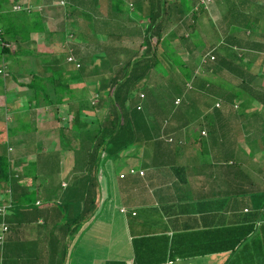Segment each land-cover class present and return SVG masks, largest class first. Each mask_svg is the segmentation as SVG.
<instances>
[{"label":"trees","instance_id":"16d2710c","mask_svg":"<svg viewBox=\"0 0 264 264\" xmlns=\"http://www.w3.org/2000/svg\"><path fill=\"white\" fill-rule=\"evenodd\" d=\"M52 1L37 0L42 6ZM263 1L217 0L213 7L220 15L214 18L209 15L214 0H107L105 15L100 0H65L57 10L67 19L72 16V25L58 31L46 28L45 7L0 0V113L9 115L0 121V205L7 206L5 213L0 211V227L5 224L6 233L18 230L19 239L30 241L34 264L65 262L67 239L94 217L110 184L102 176V164L115 161L111 172L121 182L124 162L138 158L143 149L157 153L156 164L167 162L166 147L189 145V138L169 143L168 136L186 131L202 115H209L202 120L205 134L222 147L208 148L205 142L208 158L199 169L217 168V174H207L212 185L200 196L205 210L197 217L186 208L189 215L171 218L173 229L164 228L165 222L145 224L144 234L133 240L132 264L188 263L221 253L226 254L223 264H264V201L258 197L264 198V154L256 161L257 146L245 153L224 143L233 125L242 126L249 138H259L264 151ZM121 14L127 16L117 22ZM47 36L51 49L39 51L38 42ZM72 39L75 44H69ZM56 44L66 51H57ZM254 102L261 103L262 111ZM225 108L231 110L229 120ZM34 110L46 124L54 122L53 128L41 127L39 116L26 125ZM50 131L56 134L48 141L53 148L47 143L32 164L15 165L10 145L27 135L39 138L40 147L39 136ZM44 153L48 159L40 162ZM63 160L70 164L62 165ZM180 169L175 176L188 182ZM247 185L254 192L243 191ZM121 191L131 196L126 186ZM46 207L53 214L44 217ZM4 245L0 264H17L8 262ZM205 263L203 258L197 264Z\"/></svg>","mask_w":264,"mask_h":264},{"label":"crops","instance_id":"0c3cea01","mask_svg":"<svg viewBox=\"0 0 264 264\" xmlns=\"http://www.w3.org/2000/svg\"><path fill=\"white\" fill-rule=\"evenodd\" d=\"M173 122L174 121H172L171 123L173 124ZM172 124L170 126H172ZM187 129L186 131H183L185 129L182 128L180 132H183L176 133V137H185L182 139H186ZM181 134L183 136H181ZM9 147H7L8 150ZM166 148L168 149V151L167 155L164 154V156H166L167 162L162 160L160 162V165L155 163L158 161V155L157 153H153L154 150L150 154L146 153L144 150V153L148 154L146 157L138 156V158L134 157L127 159L132 164L131 166H126L127 160L124 162V169L122 171L120 170L119 172L120 176L121 174H124V180H122L121 182H117L116 173L111 172V170H114L115 168V161L113 163L111 162L110 164H107L106 162L102 164V166H104V169L101 172L102 176L106 182H109L110 180V184L106 183V187L102 193V198L104 192L106 193V196H104L106 197V199L104 198L103 203L95 213L94 217L81 225L78 228L77 232L69 236V238L67 239L66 243L68 247V253L66 255L67 260L65 261L71 260L67 257H74L76 259V263L79 264L78 258L75 257L76 255H78V257H82L79 259L83 261L80 264H88V261H90L91 264H132L135 258L133 240L135 236H138L142 233L144 234V231L142 230L145 224L148 225L149 223L153 226V221H157L154 220V217L163 215V218L167 220L168 217L171 219L176 217L182 218L183 216H187L189 214L197 217L202 215L201 210H205L203 209L204 206L201 204L202 200L199 198L202 194H200L193 188V183L190 179L191 173L189 170V158L187 159L186 155L189 147L181 148L173 146ZM191 148L195 149L196 147ZM228 148L234 150L235 148L239 147ZM208 150L210 151V149ZM259 151H261V155L259 156L260 159L264 154V151ZM153 156L157 157L155 159L156 161L153 160ZM177 157L181 159L179 161L180 163L177 166L170 165L172 159H176ZM252 159L254 158L252 157ZM138 160L139 167L135 168V161ZM254 160L257 161V159ZM196 163H200V166L202 167L201 163L205 164V161H198L195 159L194 164ZM182 164L184 166H182ZM125 166L127 168L130 166V168H134L135 170L142 169L144 171V174L137 175V172L127 174L124 171L126 169ZM180 167L184 169L188 177V182H181L175 176L176 171L180 169ZM169 169H171L170 172ZM202 169L209 175L217 174V168L215 167L205 168L204 165V168ZM113 174H115V176H113ZM98 176L101 177V174H99ZM111 179L115 180H113V182L111 183ZM219 179L221 180L219 181V188H222L223 178L219 177ZM113 184L114 188H112ZM108 186L111 190V195L109 193L110 190L108 189ZM125 186L127 187V191L131 192V196L127 197V203L129 207L124 204V202L126 201V199H124L125 193L121 191ZM118 188L122 194L119 197L116 194ZM219 188L217 187V189ZM251 188V186L247 185L244 187L243 191L249 192V190H252ZM246 195L250 197L249 194ZM110 196L115 199L117 198L116 202L119 198L120 202H118V205L115 206L117 210H114V208L109 204L108 207H106L107 200H110ZM50 205L51 204H49V206ZM120 207H124L126 211L121 212ZM186 208L189 209V214L188 212H186ZM166 210H169V212H166ZM42 211L44 212V215L46 213L45 208L42 209ZM203 215L205 216V213H203ZM117 217H120V223ZM201 219H203V217ZM38 221L41 222L42 218H39ZM198 224L199 225L197 227H201L202 225L200 224H202V221L198 220ZM170 228L173 229L171 225ZM16 231L18 232V230H13L9 234L6 233L7 231L4 233L3 242L6 247H9V251L7 253L8 262L14 261V263L17 264H34L36 253L31 243L29 251V249L25 245L26 240L19 239L16 235ZM16 244H18L17 247H15ZM100 247L103 248L102 254L89 251L90 248L96 249ZM14 251L17 252V254ZM200 262L201 260L197 261L196 263Z\"/></svg>","mask_w":264,"mask_h":264},{"label":"rangeland","instance_id":"374dc122","mask_svg":"<svg viewBox=\"0 0 264 264\" xmlns=\"http://www.w3.org/2000/svg\"><path fill=\"white\" fill-rule=\"evenodd\" d=\"M22 1L25 2V0H22ZM26 1L28 3L36 5L33 9H36V8L41 9V8L45 7L44 8L45 13H47V15H48V20L47 19L45 20V25H46V28L48 30H58V31H60L65 26L70 27V25H72L73 17L71 16V17H68V19H67L66 17H63L64 12L61 13V10H57L58 8L63 9L61 7H63V5H64L63 3H64L65 0H53L52 3L48 4L47 6H42L43 3H38L37 0H26ZM100 1H101L100 2L101 3L100 4V12H101V14L105 15L106 11H107L106 5H107L108 2H107V0H100ZM212 2H213V0H212ZM216 2H217V0H214V4L212 3L211 4L212 6L210 7L211 12L209 10V15L210 16L212 15L214 18L218 17L220 15V13L215 14V7H213V5L215 6ZM14 4H16V3H14ZM56 4H58L59 6L58 7L54 6ZM14 6L17 7V4L14 5ZM220 7L222 8L223 6L221 5ZM126 16H127L126 14H121V15H119V17H116L115 20L117 22H121V21L124 22V19H125ZM74 22H75V20H74ZM81 22H83V20L82 19H78L79 26H81L80 25ZM259 30H260V28H259ZM101 37H103V36L101 35ZM169 38H171V40L175 39L174 37H169ZM50 39H51L50 36H47L45 41L42 38L40 39V41L38 42L39 44L37 46L39 51H42L43 49H47V50L49 49V47H50L49 46ZM76 41L77 40H75V39L69 40V44L70 43L75 44ZM171 43H172V45H176L175 41H172ZM46 44H48V45H46ZM54 48L58 49L57 51H66L65 46L61 45V44H56L54 46ZM50 49H51V47H50ZM177 50L179 51L180 49H177ZM185 55H186V53H185ZM44 57L46 58L45 55H44ZM29 62H31V60H29ZM89 64L91 65V62ZM157 69H160V68L159 67L155 68L154 70L156 72L153 70V72H154L153 78L154 79L159 77ZM198 69H196V72L198 71ZM155 82H156V80H155ZM79 90H80L79 88L76 90V91H78V92H76V94H78L80 92ZM0 93H1V91H0ZM92 95L93 94H91V96ZM0 99H3L1 95H0ZM208 102L211 104L212 103V99H210ZM254 107H255V109H259L261 111L263 109V107L261 106V103H258V102H254ZM36 111H38V110H36ZM230 112H231V110L229 108H225V113L224 114H225V117L227 119L229 118L228 114ZM29 114H30V116H28V118H27L29 121L27 119L25 120L26 121V125H27V123H30L31 125L33 124V122L30 121V117L37 121V118L39 116V118H38L39 122L38 123H39V125L41 127L44 128L47 125V127L53 128L54 122L51 123V121H50V122H47V124H46L45 122H43V119H40V117H42V113L35 114V110H34V111H31ZM60 114L66 116L65 115L66 114L65 108H61L60 109ZM1 115H2L3 119H0V121H4L5 119L9 118V116L7 115L8 116L7 117L6 115H4V113H0V116ZM208 116L209 115L204 117L202 115V116H200V120L199 121L191 122V124H190V126H189V128L187 130V136H186V138H189V145L187 146V147H189V150L187 151L186 155H187V159L189 158V161H188L189 162V170H190V173H191L190 174V179H191V181L193 183V188L195 190H197L200 194H203L204 192L209 191V189H210V187L212 185V182L209 179V177L206 176L207 173L203 169H199L200 164L199 163L194 164V160L195 159L198 160V161L199 160H207V158H208L207 156L208 155L206 154L207 151L205 150V149H207L206 144L208 145V147H211V144H213V147H219V149H222L216 142L213 143V141L206 134H204L206 136L201 134V130L206 127L202 120L204 118H207ZM67 124H68V122H67ZM204 130H206V129H204ZM247 133H248V131H245V132L243 131L242 126L235 128L234 125H233L231 132H228L227 136L224 137L225 138V140H224L225 147H239V149H241L243 152L247 153V151H249V150H251L253 148L252 145H255V146H257L256 148L258 149V151L257 150H255V152L253 151V158L258 160L259 156L261 155V151H259V149L262 148V147H258V145H257V140L259 138L257 140H253V138H249L248 137ZM201 135L204 136V137H201ZM29 136H31V135L29 134ZM20 137H22V139H23L22 142L19 141L17 143H14L13 146L10 145V147L13 148V152H12V150H10L12 152L11 157L14 160H16L15 161V165H19L20 164L21 167L22 166H26L27 167L28 165L32 164L34 162V160H35L36 155L33 154V153L39 152L41 150V148H43V147L45 148L46 146H48V144H49L48 141H50V140L52 141V139L54 141L55 137H56V134H55V132H51L50 131V132H46V133L42 134V136H39V137H41V141H39L40 147H38V145L36 144V142L39 140V138L33 137V136L32 137H27V135H21ZM17 138H19V137H17ZM182 138H185V137H182ZM205 142H206V144H205ZM61 144H62V147H66L65 140L61 139ZM49 146H50V148L47 147L48 149L53 148L51 143L49 144ZM191 147H196V148L193 149ZM134 152H136V151H134ZM143 152H144V149L141 150L140 152H138L140 157L144 156ZM69 154H70V151L66 152L65 157L70 156ZM222 155H223V153H222ZM41 157L42 158L40 159V162H42L43 159H45V161H47V159H48V156L45 157V153L42 154ZM65 157H64V159H65ZM20 158H21V160H20ZM180 160L181 159L178 158V157L176 159H172L170 165L177 166L180 163L179 162ZM49 161L52 162V163H57L58 162L56 158L52 159V157L49 158ZM63 162H64V160H63ZM135 163H136V165L134 164L135 168H138L139 167V164H138L139 160L135 161ZM67 164H70V161L66 160L64 162V164H62V165L66 166ZM129 164H131V162ZM202 164L203 163H201V165ZM129 167L128 168L126 167V169L124 170L125 173H127V174H128ZM170 171H171V169H169V172ZM68 175L69 174H67V176ZM113 176H115V174H113ZM216 183H217V181H216ZM112 188H114V184L112 185ZM252 191H253V189H252ZM127 194L128 193H126L125 195H127ZM118 195H119V192L117 193V196ZM104 196H106L105 192H104V195H103V198H102V203H103L104 198L106 199V197H104ZM258 197H260L259 200L261 202L264 201V198H261V196H258ZM116 199L113 198L112 196H110V200L109 201L107 200L106 207H108V204H109L110 206H112L114 208V210H117V208L115 206H117L118 202H120V201H119V198H118V201L116 202ZM124 199H126L124 204L129 207V205L127 203L128 202L127 201V197L125 196ZM251 201H253V199ZM2 206H4V208L7 207L6 205H2ZM263 208H264V205H263ZM45 210H46V213H45L44 217H47L48 215H52L53 214L51 207H46ZM56 215H58V213H56ZM61 218L64 219L63 216ZM154 218H155L154 220H157V217H154ZM117 219L119 220V223H120V217H117ZM159 219H160V221H153V227L160 226L162 224V222H165L164 228H170L171 219L169 217H168L167 220L165 218H159ZM150 220H152V219H150ZM148 225H150V224L148 223ZM68 244H70V243H68ZM25 245L30 251V241H27ZM49 245H50V243L48 244V246ZM66 245H67V243H66ZM89 251L102 254L103 253V248L102 247L96 248V249L90 248ZM75 257L78 258L79 264L83 262L81 259H79V258H82L81 256L78 257V255H76ZM67 258L71 259L70 260L71 262L70 261H65L63 264H71V263L72 264H77L76 261H75L76 259L74 257L73 258L67 257ZM203 258L207 260V264H215V263L216 264H223L226 261V254H209V255H207L206 257H203ZM203 258H202V256H198V258H196L194 260H190V262H188V263L176 262L175 264H197L196 262L199 261V260L203 261ZM88 264H91V262L88 261Z\"/></svg>","mask_w":264,"mask_h":264},{"label":"built area","instance_id":"2783aa9c","mask_svg":"<svg viewBox=\"0 0 264 264\" xmlns=\"http://www.w3.org/2000/svg\"><path fill=\"white\" fill-rule=\"evenodd\" d=\"M70 58H71V57H69L68 59L70 60ZM202 133L205 134V131H202ZM135 172H136L135 169H133V168H130V169H129V173H135ZM138 174L143 175V174H144V173H143V170H139V171H138ZM121 176H123V174H121ZM4 209H5L4 207H1V208H0V211L3 212ZM120 211L125 212L126 209L123 207V208H120ZM6 229H7L6 225H5V224H2V233H3V231H5ZM2 239H3V234L0 235V243L2 242Z\"/></svg>","mask_w":264,"mask_h":264},{"label":"clouds","instance_id":"9594fccd","mask_svg":"<svg viewBox=\"0 0 264 264\" xmlns=\"http://www.w3.org/2000/svg\"><path fill=\"white\" fill-rule=\"evenodd\" d=\"M202 131H205V130L202 129V130H201V134H203ZM205 133H206V132H205ZM168 140H169V143H175V142H176L177 140H179V139H178L177 137H175V135L172 134V136H171V135L168 136ZM129 169H130V168H129ZM129 169H128V172H129ZM133 169H134V168H133ZM140 170H142V169H140ZM136 172H138V171L136 170ZM136 172H135V173H136ZM143 173H144V171H143ZM62 184L65 185V182L62 181ZM1 207H4V206L0 205V208H1ZM3 213H5V211H3ZM6 227H7V226H6ZM0 228H1V231H2V224H1V227H0ZM6 231H7V229H6L5 231H3V238H4V232H6ZM3 241H4V240L2 239V242L0 243V245L3 243ZM0 261H1V258H0Z\"/></svg>","mask_w":264,"mask_h":264}]
</instances>
